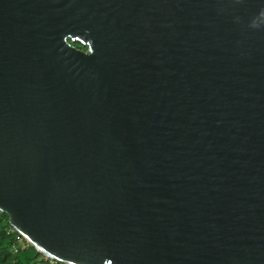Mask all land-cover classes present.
Returning <instances> with one entry per match:
<instances>
[{
  "label": "water",
  "instance_id": "water-1",
  "mask_svg": "<svg viewBox=\"0 0 264 264\" xmlns=\"http://www.w3.org/2000/svg\"><path fill=\"white\" fill-rule=\"evenodd\" d=\"M0 212L63 264H264V0H0Z\"/></svg>",
  "mask_w": 264,
  "mask_h": 264
},
{
  "label": "trees",
  "instance_id": "trees-1",
  "mask_svg": "<svg viewBox=\"0 0 264 264\" xmlns=\"http://www.w3.org/2000/svg\"><path fill=\"white\" fill-rule=\"evenodd\" d=\"M77 48H84L77 41L72 42ZM10 229V230H9ZM22 240L20 246L18 241ZM15 246V249H14ZM63 264L36 254V249L19 235L8 223L7 215L0 212V264Z\"/></svg>",
  "mask_w": 264,
  "mask_h": 264
},
{
  "label": "built area",
  "instance_id": "built-area-1",
  "mask_svg": "<svg viewBox=\"0 0 264 264\" xmlns=\"http://www.w3.org/2000/svg\"><path fill=\"white\" fill-rule=\"evenodd\" d=\"M13 229V228H12ZM10 230V229H9ZM14 230V229H13ZM18 243H19V245L20 246H22L23 245V243H22V240L20 239L19 241H18ZM14 249H15V246H14Z\"/></svg>",
  "mask_w": 264,
  "mask_h": 264
},
{
  "label": "rangeland",
  "instance_id": "rangeland-1",
  "mask_svg": "<svg viewBox=\"0 0 264 264\" xmlns=\"http://www.w3.org/2000/svg\"><path fill=\"white\" fill-rule=\"evenodd\" d=\"M42 264V263H41ZM49 264H51V263H49Z\"/></svg>",
  "mask_w": 264,
  "mask_h": 264
}]
</instances>
